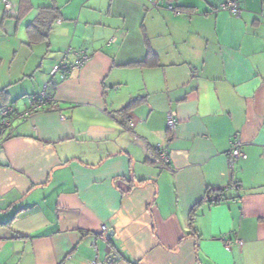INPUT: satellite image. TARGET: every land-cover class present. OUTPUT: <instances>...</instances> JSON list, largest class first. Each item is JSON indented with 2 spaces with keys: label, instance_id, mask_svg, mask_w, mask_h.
Listing matches in <instances>:
<instances>
[{
  "label": "crops",
  "instance_id": "crops-1",
  "mask_svg": "<svg viewBox=\"0 0 264 264\" xmlns=\"http://www.w3.org/2000/svg\"><path fill=\"white\" fill-rule=\"evenodd\" d=\"M8 1L0 107L44 90L56 106L14 117L0 146V264H264V0L238 16L227 0ZM148 49L158 65H132ZM167 138L168 166L147 156Z\"/></svg>",
  "mask_w": 264,
  "mask_h": 264
},
{
  "label": "built area",
  "instance_id": "built-area-1",
  "mask_svg": "<svg viewBox=\"0 0 264 264\" xmlns=\"http://www.w3.org/2000/svg\"><path fill=\"white\" fill-rule=\"evenodd\" d=\"M4 7L7 10L11 9V3L8 0H2ZM220 10L227 11L230 14L238 16L240 14V6L236 0H227L226 2L220 4ZM72 55L73 59L70 60L69 56ZM90 58V54L87 52L86 49L81 48L77 50H65L61 59L56 61L51 67V74L58 73L61 77H64L68 74L71 69L79 68L84 65V63ZM54 100L51 96L46 93V90L41 92L39 100L30 101L29 108L24 112H18L15 110L13 106H3L0 109V146L3 143V137L7 129L11 127V123L14 117L21 116L26 117L30 112H33L38 109H42L46 101ZM55 104V103H54ZM53 104V105H54ZM49 109H53L50 107ZM13 115V116H12ZM133 123H130L132 126ZM176 125V120L172 114H168L166 116V127L168 132H171ZM169 142V138H167L164 144H156L150 147L147 151L148 156L160 161L165 165H169L170 161V154L167 147ZM228 161L231 164L237 158H245L246 154L241 148V142L237 139H234L230 143V147L228 150ZM211 202H219L222 200L220 194H214L209 197ZM108 233V229L106 225L101 226V235L104 237L105 234ZM240 242V241H239Z\"/></svg>",
  "mask_w": 264,
  "mask_h": 264
},
{
  "label": "trees",
  "instance_id": "trees-1",
  "mask_svg": "<svg viewBox=\"0 0 264 264\" xmlns=\"http://www.w3.org/2000/svg\"><path fill=\"white\" fill-rule=\"evenodd\" d=\"M42 13L40 15V17L38 18V21H40L42 18H43V12L44 13H48L49 16H51L52 19L56 18L57 17V13H58V8H56L55 6H46V7H43L42 8ZM132 65H136V66H147V67H151V66H155V65H158V59H157V56L154 52H152L151 50L148 49V53H147V56L145 58L144 61L142 62H137V63H133ZM46 93L51 96L53 99H54V94L51 90H46ZM41 94V93H40ZM40 94L38 96H36L34 99H32L31 101H38L39 100V97H40ZM141 99L140 98H135V99H132L130 102H128L126 105H124L123 107L120 108L119 112L121 113V115L124 117V121L126 120L127 121V118H128V114L130 112V110L140 101ZM55 103V104H54ZM54 104V105H53ZM56 106V101L55 99L54 100H49V101H46V103L44 104V107L42 109H49L50 107H53L55 108ZM3 107V106H2ZM0 107V109L2 108ZM16 111H18L16 108H15ZM13 116V115H12ZM5 135V134H4ZM3 140H4V137H3ZM147 156H148V153H147ZM148 158L150 159H153L151 157L148 156ZM155 160V159H153Z\"/></svg>",
  "mask_w": 264,
  "mask_h": 264
},
{
  "label": "water",
  "instance_id": "water-1",
  "mask_svg": "<svg viewBox=\"0 0 264 264\" xmlns=\"http://www.w3.org/2000/svg\"><path fill=\"white\" fill-rule=\"evenodd\" d=\"M114 257L117 258L118 256H115L114 254H110V255L107 257V260H106L105 264H109L110 261H111Z\"/></svg>",
  "mask_w": 264,
  "mask_h": 264
}]
</instances>
